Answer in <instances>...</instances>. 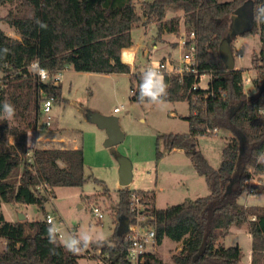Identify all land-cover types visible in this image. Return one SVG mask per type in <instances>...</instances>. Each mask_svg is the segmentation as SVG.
Segmentation results:
<instances>
[{
  "label": "trees",
  "instance_id": "trees-1",
  "mask_svg": "<svg viewBox=\"0 0 264 264\" xmlns=\"http://www.w3.org/2000/svg\"><path fill=\"white\" fill-rule=\"evenodd\" d=\"M244 1L0 0V4L11 3L2 19L20 36L11 37L0 27V50L9 49L7 54L0 51V106L7 101L16 110L12 120H0V205L34 203L43 211L41 218L16 221L0 212V264H79L81 257L65 250L58 234L57 243H49L44 204L55 196V187L81 186L86 181L83 150L80 146L28 145V132L39 128L41 93L54 102L63 100L61 85L39 81L29 71L30 63L38 59L49 71L70 66L76 71L128 73L131 68L122 62L121 51L133 44L131 30L142 17L143 24L155 22L158 37L164 32L178 33L181 17L166 18L169 7L182 11L184 26L194 33L190 42L196 73L183 74L181 83L175 74L165 76V101L188 103L184 117L188 131L157 134L155 157L158 160L165 152L182 149L196 173L204 177L209 193L157 209L149 192L121 187L115 214L117 219L134 215L129 211L130 192L140 195L149 205L142 213L155 229V243L165 237L181 241L180 249L171 256L173 264H240L238 245L226 246L221 238L231 226L246 224L251 235L250 264H264V207L251 208L238 201L244 192L264 194V163L256 159L264 153V23L254 20L253 28L242 34L257 33L261 43L253 57L252 93L243 88L245 68L226 69L218 50L228 35L233 10ZM252 6L254 15L264 0H252ZM37 19L47 27H40ZM129 50H123L124 60ZM202 74L209 75L207 86L192 89ZM130 81L132 98L138 100L141 77L130 72ZM208 129L230 133L217 168L196 149L198 136L214 134ZM252 179L256 180L253 188ZM113 238L114 242L91 245L108 253L112 264H130L128 241L116 231ZM143 258V264H165L152 251Z\"/></svg>",
  "mask_w": 264,
  "mask_h": 264
},
{
  "label": "rangeland",
  "instance_id": "rangeland-1",
  "mask_svg": "<svg viewBox=\"0 0 264 264\" xmlns=\"http://www.w3.org/2000/svg\"><path fill=\"white\" fill-rule=\"evenodd\" d=\"M224 1V0H221ZM10 2L0 4V27L11 37L20 38L19 34L7 26L2 17L11 7ZM139 11V4L136 2ZM182 14L177 8L169 7L166 17ZM181 30L188 36L186 27ZM171 34L170 37H173ZM133 38L138 41L136 31ZM151 38V37H150ZM236 38V37H235ZM232 40V43L235 41ZM238 52L235 53V62L239 67L245 68L244 76L252 78L256 74L255 62L251 54L252 49L259 51L260 39L253 34L237 37ZM240 40H243V44ZM150 47L151 44L148 43ZM162 47V45H160ZM159 49L153 58L159 57ZM173 52L178 54V50ZM132 56V51L130 59ZM155 60V59H153ZM257 64V63H256ZM141 67L140 69H142ZM1 75V72H0ZM209 75H203L199 85L205 87ZM131 81L124 72L100 73L92 71H76L65 68L61 77V93L63 100L53 103L51 126L29 131L27 143L29 146L42 147L39 141L40 132L57 130L64 137L65 146L82 147L84 175L87 178L81 186H58L56 196L44 204V210L53 217L61 236L59 240L70 235L95 229L97 233L105 236L106 242H114L113 235L116 231L117 193L121 188L118 184V162L115 154L127 156L132 163V180L128 184L130 189H142L151 194L154 207L165 208L168 205L180 203L185 200H194L209 193L208 186L203 176L196 173L191 160L183 153L175 150L165 152L158 160L155 157V137L159 133H185L188 131V122L184 117L188 114L186 100L165 101L163 105L153 104L148 101L140 102L132 98ZM244 91L252 93L251 82L244 84ZM118 107L117 112L113 111ZM92 112L104 115H115L120 129L124 133L123 140L111 147H105L103 141L106 131L99 128L89 120ZM39 132V134H38ZM230 133L226 129H219L212 135H200L197 138L196 149L217 168L221 161V151ZM47 146H53L51 144ZM64 146V145H63ZM160 148L162 146L160 145ZM21 169V168H20ZM18 169V173L20 172ZM94 177L102 183L94 181ZM254 181L250 186L253 188ZM238 201L248 206L264 205V194L256 192L242 193ZM97 205L103 211L101 221L95 219L91 213V206ZM252 208V207H251ZM0 212L8 220H18L19 214H24V219L32 220L41 218L43 211L34 203H4ZM242 225H233L221 238L224 245L235 244L238 239L244 246L247 242V231ZM1 244L3 245V241ZM180 248V243L165 237L160 244H154L151 251L159 255L165 264H173L172 254ZM79 252L81 264L91 262L90 257Z\"/></svg>",
  "mask_w": 264,
  "mask_h": 264
},
{
  "label": "built area",
  "instance_id": "built-area-1",
  "mask_svg": "<svg viewBox=\"0 0 264 264\" xmlns=\"http://www.w3.org/2000/svg\"><path fill=\"white\" fill-rule=\"evenodd\" d=\"M139 1H145V0H139ZM193 36H194L193 31H189L188 36H185L184 34H181V36H179V42L182 46V51L177 64H172L165 59L150 60L144 67V71L149 66H156L159 69V71L164 75V78L165 76H169L172 74L177 75L179 78V83L182 82L183 74L189 72L196 73L195 58L193 51L194 45L193 42H190V39L193 38ZM202 76L203 74L199 76V82ZM36 77L39 81H41L38 75H36ZM61 77H62V70L48 71L47 79L41 82H50L53 85H58L61 82ZM199 82L193 83L191 88L195 89L198 86L201 87L199 85ZM250 82H251V78L249 76H244V75L242 76L243 86L245 83H250ZM206 86L207 84L205 85V87ZM53 103L54 101L51 96L47 95L46 93H41L39 100V112L41 115V119L39 121H40V126L42 128H48L51 126L52 122H51L50 112L52 110ZM118 110H119L118 107L113 108L114 112H117ZM261 112L264 114V108L261 110ZM208 131L215 133L218 130L208 129ZM252 181H255L256 183L255 179H252L250 183ZM148 206L149 205L143 200V198L140 195H138L135 191L130 192L129 211L134 215L129 217L130 221L128 223L127 230L123 234L124 239L127 240L129 243L127 249V259L130 262V264H143L144 254L148 251H151L150 250L151 247L153 248V245L155 244V229L148 222L149 217L142 213V211L145 210ZM91 213L98 221L104 217L103 211L97 205L91 206ZM252 218H254V216H252ZM46 221L53 222V217L50 214H47ZM57 234L58 237L61 236L59 231H57ZM84 254L90 257L91 260L90 264H112V261L109 258L108 253H103L100 247H94L90 245L88 248L84 249Z\"/></svg>",
  "mask_w": 264,
  "mask_h": 264
},
{
  "label": "crops",
  "instance_id": "crops-1",
  "mask_svg": "<svg viewBox=\"0 0 264 264\" xmlns=\"http://www.w3.org/2000/svg\"><path fill=\"white\" fill-rule=\"evenodd\" d=\"M174 15H178L181 17L178 33L164 32L160 37H158L155 22L143 24L145 17H142L141 22H139L137 25L132 27V30H131L132 37H133V31H136L139 39H138V41H135L133 38V44L130 47L124 48V49H131V51H132L131 59L130 60H124L122 57L124 49H122V51H121V60H122V62L126 61L124 63H126L130 66V68H131L130 72L138 73L139 76L141 77L143 72H144V67L146 66V64L150 60H153V59H155V60L165 59L172 64L178 63L179 57H180L181 51H182V46L179 42V36H181V34H183V32L181 30H183L182 28H184V24H183L182 14H174ZM171 34H174V36L170 37ZM252 34L254 36L258 37V39H259V35L257 33H252ZM237 37L238 36H236L235 41L232 43L235 53L238 52L237 46H240L239 43L237 44V39H238ZM240 41L242 42L243 40H240ZM148 43L151 44L150 47L148 46ZM242 44H243V42H242ZM160 45H162V47H160ZM158 49L160 50V51H158L160 54L159 57L153 58ZM174 50H178L179 51L178 54L173 52ZM252 50L253 51H251V54H253L254 52H258L254 49H252ZM235 53H233L234 57H235ZM234 61H235V58H234ZM141 67H143V68L140 69ZM238 67H239V65L235 62V68H238ZM65 68H71V67L66 66ZM65 68L62 69V71L65 70ZM130 72H128V73L124 72L129 77V79H130ZM244 72L248 73L249 70H246ZM244 72H243V74H244ZM207 77L209 79V76H207ZM133 83L135 86V81ZM60 85H61V82H60ZM37 140L39 141L40 145H43V142H44V146H42V147H55V148L67 147V146H65L63 135L60 132H58L57 130H52L50 132H41L39 135V138ZM9 141L13 142V138L10 137ZM38 141H36V142H38ZM49 144H51L53 146H47ZM172 150L183 152V150L180 148H174ZM54 193L56 196V187L54 188ZM257 194H259V193H257ZM55 196L53 198H55ZM1 206H3V204L0 205V208H1ZM245 206H248V205L245 204ZM254 206L264 207V205H259V204H256L253 206H248V207H254ZM10 221H13V220H10ZM99 221H101V220H99ZM117 225H118V221H117ZM243 227H244L243 229L245 231H247V233H248L247 234L248 235L247 236L248 237L247 242H246V244H244V246H242L240 241H238V239H237L235 241V244H237L238 248H239L240 264H250V262H251V235L248 232L246 224H244ZM178 243H180V246H181V241H178ZM235 244H232V245H235ZM226 246H228V245H226ZM83 252H84V249L82 248L81 253L83 254ZM84 256H86V255H84ZM80 258H86V257H80ZM90 263H88V264H90ZM79 264H81V263L79 262Z\"/></svg>",
  "mask_w": 264,
  "mask_h": 264
},
{
  "label": "clouds",
  "instance_id": "clouds-1",
  "mask_svg": "<svg viewBox=\"0 0 264 264\" xmlns=\"http://www.w3.org/2000/svg\"><path fill=\"white\" fill-rule=\"evenodd\" d=\"M262 17H264V6L258 8L254 14V20L264 23V18ZM36 23L40 27H47L38 19L36 20ZM0 51L7 54L9 49L5 48ZM29 71L34 75H38L41 81H44L47 79L49 70L47 68L40 67L37 59L29 65ZM167 89L168 84L165 81L164 75L156 66H149L141 76L138 100L140 102L148 101L153 104L163 105L165 103V98L168 95ZM15 112L16 110L14 105L5 101L2 106H0V120H12L15 116ZM256 159L258 163H264V153L259 154ZM49 224L50 226L47 229L49 243L56 244L58 229L51 221H49ZM105 239L106 238L102 233H97L95 229H88L78 235L68 236L63 239L62 244L65 250L73 254H77L82 250V248L86 249L94 243H103Z\"/></svg>",
  "mask_w": 264,
  "mask_h": 264
},
{
  "label": "water",
  "instance_id": "water-1",
  "mask_svg": "<svg viewBox=\"0 0 264 264\" xmlns=\"http://www.w3.org/2000/svg\"><path fill=\"white\" fill-rule=\"evenodd\" d=\"M253 25L254 15L252 0H246L233 10L228 27V35L220 41L218 46L221 60L226 69L235 68L231 40L251 30ZM89 120L95 123L99 128L105 129L106 137L103 141L105 147L114 146L123 140L124 133L120 129L118 119L115 115H104L100 112H92L89 115ZM115 159L118 162V184L120 187H127L132 180L131 160L120 153L115 154ZM24 217V214H19L18 220H23ZM129 221L127 216H120L116 227V233L119 235L124 234L127 230Z\"/></svg>",
  "mask_w": 264,
  "mask_h": 264
},
{
  "label": "bare ground",
  "instance_id": "bare-ground-1",
  "mask_svg": "<svg viewBox=\"0 0 264 264\" xmlns=\"http://www.w3.org/2000/svg\"><path fill=\"white\" fill-rule=\"evenodd\" d=\"M128 55H127V58H126V60H130V55H131V49L128 51V53H127Z\"/></svg>",
  "mask_w": 264,
  "mask_h": 264
}]
</instances>
